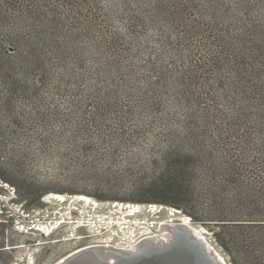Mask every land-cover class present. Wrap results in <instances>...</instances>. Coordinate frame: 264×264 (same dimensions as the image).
<instances>
[{
  "label": "rangeland",
  "instance_id": "374dc122",
  "mask_svg": "<svg viewBox=\"0 0 264 264\" xmlns=\"http://www.w3.org/2000/svg\"><path fill=\"white\" fill-rule=\"evenodd\" d=\"M158 1L0 0V264H53L107 239L89 221L44 239L35 226L59 216L55 193L85 194L103 215L116 202L162 219L174 208L226 264H264V224L248 221L264 217L231 202L254 168L242 165L245 128L229 124L233 107L215 83L229 76L194 66L187 44L212 33L209 0H166L164 11ZM214 7L220 26L245 17L246 45L264 56V0Z\"/></svg>",
  "mask_w": 264,
  "mask_h": 264
},
{
  "label": "bare ground",
  "instance_id": "6f19581e",
  "mask_svg": "<svg viewBox=\"0 0 264 264\" xmlns=\"http://www.w3.org/2000/svg\"><path fill=\"white\" fill-rule=\"evenodd\" d=\"M54 196L57 203L64 205L60 206L59 216L51 224L41 222L35 226V231L40 232L44 239L50 241L56 238L57 231L64 227L68 228V231L77 230L82 222L80 225L76 223L80 221H89L90 223L84 226L94 227L93 235L96 237L105 233L107 238L102 241L92 240L76 247L54 263L226 264L224 257H219L220 253H216L207 238L202 235L203 227L192 225L188 216L178 213L174 208H167L166 219H162L158 218V212L153 211V208L139 209L136 204L116 202L115 212L103 215L92 210L91 203L85 202L89 200L85 194L74 193L63 197L62 194L55 193ZM70 219H74V222ZM58 220H61L59 224ZM121 227L122 230L119 229ZM115 231L117 235L122 236L113 235L116 234ZM22 232L26 233L28 238L33 231L24 229ZM123 232L125 234H122ZM100 237L102 238V235Z\"/></svg>",
  "mask_w": 264,
  "mask_h": 264
},
{
  "label": "trees",
  "instance_id": "16d2710c",
  "mask_svg": "<svg viewBox=\"0 0 264 264\" xmlns=\"http://www.w3.org/2000/svg\"><path fill=\"white\" fill-rule=\"evenodd\" d=\"M158 2L160 11H164L166 0ZM215 4L216 0H209V4L206 5L212 15V33L206 37L191 40L187 44L199 52L194 66L198 64L197 66L201 68L207 65L212 71H220L229 76L227 85L222 86L221 75L216 78L215 83L220 85L225 94L224 102H228L229 106L233 107L229 124L232 122L231 125L245 128L241 139V144H243L240 147L246 156L242 165L244 167L250 165V170L254 168L251 171L254 181L246 184L240 181L239 187L232 195L234 197L231 202L234 206L246 211L250 217L260 214L264 217V56L258 47L253 49L246 45L245 32L247 29L242 30L246 27L245 17L243 20L227 18L220 26L218 21L223 17L215 11ZM104 62L108 67L114 66L118 72H121L122 62L114 65L112 62L115 61L109 58ZM194 66L192 64L190 70H180L179 73L196 72ZM167 71L170 76L173 74L170 68ZM170 80L175 81L174 78ZM156 85L158 90H162L161 83H156ZM143 95L146 96V93ZM205 95L211 96L210 91L205 92ZM230 98L233 102H230ZM199 103L200 98L195 96L194 100L187 99V105L183 107L189 108ZM249 153H253L254 158L250 164H248ZM237 175L240 176L238 173ZM248 221H258L261 222L259 224H264V219Z\"/></svg>",
  "mask_w": 264,
  "mask_h": 264
}]
</instances>
